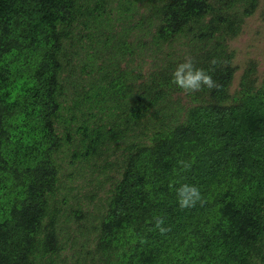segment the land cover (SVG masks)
Returning <instances> with one entry per match:
<instances>
[{
    "label": "trees",
    "instance_id": "1",
    "mask_svg": "<svg viewBox=\"0 0 264 264\" xmlns=\"http://www.w3.org/2000/svg\"><path fill=\"white\" fill-rule=\"evenodd\" d=\"M256 6L0 0V264H264V77L256 83L248 67L230 91L225 43ZM187 31V55L155 54L166 66L136 82V51ZM187 56L205 70L215 58L220 87L174 84ZM80 160L95 176L87 202L73 184L78 168L66 169ZM182 184L204 202L180 208Z\"/></svg>",
    "mask_w": 264,
    "mask_h": 264
},
{
    "label": "rangeland",
    "instance_id": "2",
    "mask_svg": "<svg viewBox=\"0 0 264 264\" xmlns=\"http://www.w3.org/2000/svg\"><path fill=\"white\" fill-rule=\"evenodd\" d=\"M142 10L144 8L140 6L138 9H135L134 17L132 18V21H136L137 17L141 15ZM123 21V20H122ZM120 25V24H119ZM117 28V27H116ZM119 28V27H118ZM117 30V29H115ZM129 36L130 40H134L137 34V31H133L130 33ZM190 36V32H184L181 33L180 36L177 38V41H172L171 45L173 46H163L161 49L155 53H152L148 50V48L143 47L142 50H137L135 54V59L129 63V68H132L135 70L138 66H141V73L142 78L137 79L136 82H140L145 80L144 78L148 76V73L153 70L155 67V63L159 66H166V64H163L160 60H154V58H158L163 56L161 53L164 51L172 50V48H176V53L173 52L172 56L178 59V55H187L188 53V46L187 41ZM149 37V36H148ZM147 37V38H148ZM225 43L227 45V48L233 49V55H232V65H234L236 68L234 74L235 77L233 79L232 88L236 87L238 84V80L242 72L244 70H247L248 67H251V70L254 71V75L256 74V83H259L260 80L264 77V0H257V6L255 10L247 16H244V20L242 23V28L239 32H237L233 37H229L225 39ZM139 51H141L139 53ZM178 52V53H177ZM140 54H143V59ZM157 54V55H155ZM165 58V57H164ZM182 59V58H181ZM168 60V59H167ZM175 61H177L175 59ZM125 60L121 59V68L126 67L128 64H124ZM135 67V68H134ZM182 98L183 105H188L189 100L187 97H184V93L182 92L179 96ZM111 147V146H109ZM101 158L98 157L97 160L99 162ZM82 164V166L80 164ZM76 167L78 168L77 176L73 179V184H79L81 185L80 189H78V195H84L86 194V202L89 201V195L93 192L94 189V181L95 176L93 174L88 175L87 172V166L86 162L83 160H80V162H76L72 167L68 166L66 169L69 170H76ZM112 174V173H111ZM98 195L101 196L104 199L107 198V196L110 195L109 192V182H103L98 187ZM76 192V193H77ZM81 197V196H80ZM98 199L94 197V199L91 202H88V207L92 206V204L97 202ZM93 245V240H90V246ZM68 256L70 255L71 251L69 249L64 250ZM73 258V257H72ZM71 262V261H70Z\"/></svg>",
    "mask_w": 264,
    "mask_h": 264
},
{
    "label": "clouds",
    "instance_id": "3",
    "mask_svg": "<svg viewBox=\"0 0 264 264\" xmlns=\"http://www.w3.org/2000/svg\"><path fill=\"white\" fill-rule=\"evenodd\" d=\"M209 63L212 67H210L208 70H205L203 68L196 67L191 56L185 57L184 62L179 63L176 69L173 71L172 82L179 88L184 90L185 93L197 92L202 90L203 87H207L210 90L219 88L220 85L213 79L211 75V73L215 71L217 60L213 58L209 61ZM234 77L235 74H233L232 83L229 86L230 91L239 88V84H237L236 87L232 88ZM179 94L180 93H178V95ZM180 164L185 169L190 167V163H186L184 161H180ZM176 194L179 207L182 209L194 207L198 202H204L199 188L195 185L182 184L179 188L176 189ZM163 225L164 219L162 217L154 218V226L161 234L169 231V229L164 227Z\"/></svg>",
    "mask_w": 264,
    "mask_h": 264
}]
</instances>
